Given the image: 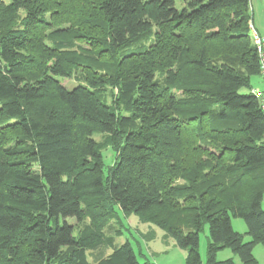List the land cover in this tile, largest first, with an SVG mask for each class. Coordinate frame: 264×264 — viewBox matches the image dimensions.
<instances>
[{
	"label": "trees",
	"instance_id": "16d2710c",
	"mask_svg": "<svg viewBox=\"0 0 264 264\" xmlns=\"http://www.w3.org/2000/svg\"><path fill=\"white\" fill-rule=\"evenodd\" d=\"M252 18L251 0H0V264H154L105 231L132 215L174 239L186 264H202L205 226L207 264H236L217 260L222 249L260 264ZM145 34L148 47L126 51Z\"/></svg>",
	"mask_w": 264,
	"mask_h": 264
},
{
	"label": "rangeland",
	"instance_id": "374dc122",
	"mask_svg": "<svg viewBox=\"0 0 264 264\" xmlns=\"http://www.w3.org/2000/svg\"><path fill=\"white\" fill-rule=\"evenodd\" d=\"M6 3H9L10 0H4ZM180 5V1L178 2ZM251 5L255 8V20L260 22H264V0H251ZM152 36L149 34H145L140 37L134 43L129 44L126 48V51L129 52L134 50H144L148 47V44L152 42ZM51 44V42H47ZM150 45V44H149ZM85 47V46H83ZM159 82L162 81V76L159 74L157 76ZM63 85L67 89H73L78 85L83 83L81 73H76L71 79L62 80ZM245 89H241V93H245ZM182 94V93H177ZM104 97L107 99V102L112 101V96L109 91L104 93ZM218 109V108H217ZM218 110H216L217 112ZM214 112V113H216ZM224 127H229V125H225ZM105 136L100 134H95L94 139L99 142L104 141ZM104 155V164L112 165L115 161V155L113 151L110 149H105L103 152ZM107 170V169H106ZM105 170V171H106ZM36 172H39L38 167L35 168ZM262 208L264 209V199L262 202ZM69 223L79 226L75 219L68 220ZM81 225V224H80ZM232 227L233 229L244 235L245 241L248 242L251 240V237L246 234L248 231L247 225L243 219L233 218L232 217ZM152 230V231H151ZM107 235L115 236V243L118 246H121L127 242H129L133 250L141 263L150 262L154 264H186L187 251L184 249H180L176 246L174 239L170 237H166V233L156 227L153 224H147L140 221L138 216L132 215L129 218L124 219L121 217L120 221L115 219L110 221L105 228ZM121 231L122 235L120 237H116V233ZM153 234V239L148 241L146 236L148 234ZM208 241H209V228L208 226L204 227V230L200 234V246L199 252L202 258V264L208 263ZM104 251L98 250L95 253L101 254L100 257L107 256L111 250ZM93 252L88 251L89 261L90 263L94 262ZM254 255L259 262L264 261V246L257 245L254 249ZM230 258H235L239 260L238 256H236L230 249H222L217 253V260L225 261Z\"/></svg>",
	"mask_w": 264,
	"mask_h": 264
},
{
	"label": "built area",
	"instance_id": "2783aa9c",
	"mask_svg": "<svg viewBox=\"0 0 264 264\" xmlns=\"http://www.w3.org/2000/svg\"><path fill=\"white\" fill-rule=\"evenodd\" d=\"M250 34L252 42L257 50L260 59L261 66V80L263 87L261 89H253L251 92L256 99L260 102L262 110L264 111V36L260 34L255 28L250 24Z\"/></svg>",
	"mask_w": 264,
	"mask_h": 264
},
{
	"label": "crops",
	"instance_id": "0c3cea01",
	"mask_svg": "<svg viewBox=\"0 0 264 264\" xmlns=\"http://www.w3.org/2000/svg\"><path fill=\"white\" fill-rule=\"evenodd\" d=\"M251 8H252L253 18H252V21H251L250 24L255 28V30H257L260 34H262L264 36V22H260L258 20H255V15H254L255 14V8H254L253 5H251ZM254 85H255L254 89H261L263 87L262 80L259 77L254 79ZM246 234H247V232H246ZM251 240H252V238H251ZM250 241H248V242H250ZM253 255H254V251H253ZM230 259H232L236 264H241L240 258H239V260H237L235 258H230ZM220 261L223 262L222 260H220ZM259 263L260 264H264V261L263 262H259Z\"/></svg>",
	"mask_w": 264,
	"mask_h": 264
}]
</instances>
